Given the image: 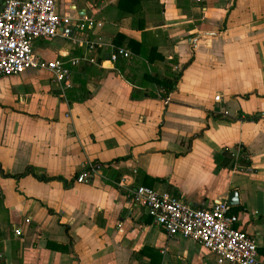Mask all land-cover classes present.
<instances>
[{
  "label": "crops",
  "instance_id": "crops-1",
  "mask_svg": "<svg viewBox=\"0 0 264 264\" xmlns=\"http://www.w3.org/2000/svg\"><path fill=\"white\" fill-rule=\"evenodd\" d=\"M56 11L69 22L32 52L66 60L92 45L94 60L69 66L67 85L45 67L0 75V264H217L131 204L135 184L193 206L235 189V226L264 264V0H56ZM86 17L100 25L77 27ZM112 45L130 56L110 61ZM86 162L94 171L74 181ZM26 166L35 175L3 174Z\"/></svg>",
  "mask_w": 264,
  "mask_h": 264
},
{
  "label": "built area",
  "instance_id": "built-area-1",
  "mask_svg": "<svg viewBox=\"0 0 264 264\" xmlns=\"http://www.w3.org/2000/svg\"><path fill=\"white\" fill-rule=\"evenodd\" d=\"M67 16L56 11V0H1L0 3V75L15 74L29 67H45L53 81L67 85L69 66H78L94 60L93 46L89 54L43 60L31 49L34 37L54 36ZM100 25V21L86 17L77 27ZM130 51L123 45H112L107 59L128 58ZM219 95H214L218 99ZM227 153L236 159L244 155L240 144H234ZM234 164V162H233ZM94 171L93 163L86 162L74 175V181H86ZM128 201L139 205L170 236L179 234L211 253L217 264H256L257 249L254 239L235 226L237 214L229 210L224 199H216L206 206H193L175 195L157 192L143 184L128 190ZM27 221V218L24 219ZM14 234L20 228L13 229Z\"/></svg>",
  "mask_w": 264,
  "mask_h": 264
},
{
  "label": "trees",
  "instance_id": "trees-1",
  "mask_svg": "<svg viewBox=\"0 0 264 264\" xmlns=\"http://www.w3.org/2000/svg\"><path fill=\"white\" fill-rule=\"evenodd\" d=\"M118 36L120 37V35H118ZM116 42L118 44V41L117 40H115V43ZM151 53H152V47L149 48V51H148V54H147V58L148 59H151L152 58ZM177 76L178 75L175 74L174 80L164 79L162 81V84H163L164 88L166 89V91L168 90V88L175 86V82H176L175 79L177 78ZM150 79L151 80H157V78L154 77V76H151ZM25 173H31V174L35 175L34 167L26 166V167H24V169L21 172L12 173V174L3 172L4 175H13V176H19V175H23ZM38 176H40V175H38ZM43 178H45V177H43Z\"/></svg>",
  "mask_w": 264,
  "mask_h": 264
},
{
  "label": "water",
  "instance_id": "water-1",
  "mask_svg": "<svg viewBox=\"0 0 264 264\" xmlns=\"http://www.w3.org/2000/svg\"><path fill=\"white\" fill-rule=\"evenodd\" d=\"M226 202L231 205L237 202V192L235 189H231L227 193Z\"/></svg>",
  "mask_w": 264,
  "mask_h": 264
}]
</instances>
